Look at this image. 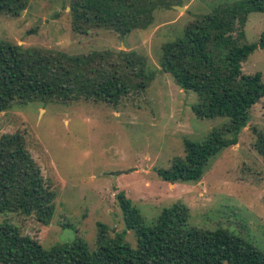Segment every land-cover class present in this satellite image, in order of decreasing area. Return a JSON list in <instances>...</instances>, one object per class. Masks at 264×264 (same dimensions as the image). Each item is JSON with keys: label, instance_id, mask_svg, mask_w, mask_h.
<instances>
[{"label": "rangeland", "instance_id": "obj_1", "mask_svg": "<svg viewBox=\"0 0 264 264\" xmlns=\"http://www.w3.org/2000/svg\"><path fill=\"white\" fill-rule=\"evenodd\" d=\"M237 1L160 0L152 25L123 37L107 29L74 33L70 0H29L19 17L0 14V40L67 55L134 51L155 71L144 91L129 94L116 107L85 100L32 102L13 104L1 113L0 134L24 137L57 196L47 227L15 214L0 216V222L16 225L46 249L80 238L92 252L98 224L135 248L136 238L126 229L117 203V194L123 193L146 226L180 203L188 211V227L228 230L264 255V159L254 148L258 135L264 136V99L251 109L237 144L211 160L199 182L170 184L158 176L175 158L184 157L185 140L201 142L227 123L226 117H195L198 96L185 93L160 71L161 47L180 38L188 24ZM263 28L264 13L249 14L240 44L257 42ZM242 72L260 73L264 79V49L247 57Z\"/></svg>", "mask_w": 264, "mask_h": 264}, {"label": "trees", "instance_id": "obj_2", "mask_svg": "<svg viewBox=\"0 0 264 264\" xmlns=\"http://www.w3.org/2000/svg\"><path fill=\"white\" fill-rule=\"evenodd\" d=\"M159 2L70 0L68 14L76 34L107 29L123 37L150 27ZM28 4L29 0H0V14L19 17ZM251 13H264V0H238L220 6L161 47L160 71L169 74L181 90L198 96L192 107L195 117L227 118L226 124L211 130L203 141L185 140L184 157L158 171L163 181L199 182L211 160L237 144L251 109L264 99L262 75L242 72L247 57L264 49V28L257 42L240 44ZM154 76L148 59L134 51L67 55L0 40V114L13 104L32 102L46 105L85 100L116 107L129 94L144 91ZM254 148L264 159V136L258 135ZM56 196L27 150L24 137L0 134V216L15 214L47 227L55 214ZM116 198L123 223L136 238L135 248L98 224L92 252L80 238L46 249L21 234L16 225L3 221L0 264H264L263 254L228 230L188 227V211L180 203L164 209L146 226L123 193Z\"/></svg>", "mask_w": 264, "mask_h": 264}, {"label": "water", "instance_id": "obj_3", "mask_svg": "<svg viewBox=\"0 0 264 264\" xmlns=\"http://www.w3.org/2000/svg\"><path fill=\"white\" fill-rule=\"evenodd\" d=\"M177 10H179V9H182V8H176ZM185 93H187L186 91H185ZM131 171H133V170H130V172ZM124 174H126L127 172H123ZM119 174H121V172H119V173H115L114 175H119Z\"/></svg>", "mask_w": 264, "mask_h": 264}]
</instances>
